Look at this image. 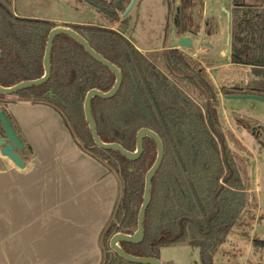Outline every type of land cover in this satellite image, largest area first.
Listing matches in <instances>:
<instances>
[{
  "label": "trees",
  "instance_id": "1",
  "mask_svg": "<svg viewBox=\"0 0 264 264\" xmlns=\"http://www.w3.org/2000/svg\"><path fill=\"white\" fill-rule=\"evenodd\" d=\"M89 1L107 4L105 0ZM127 1L121 0L123 5ZM185 3L190 6L188 0ZM260 9L233 8L231 46L242 59L264 54V8ZM112 16L119 20L117 11ZM56 26L51 21L19 18L0 2V86L12 87L44 76L45 48ZM64 26L86 36L91 47L123 74L115 97L92 100L101 141L135 152L137 133L147 127L159 135L164 145V160L152 181L151 201L144 219V241L120 246L130 255L157 259L165 247L196 246L201 264H215L217 250L234 235L249 238V230L257 220L256 204L250 202L246 188H234V180L229 178L232 166L225 156L218 119L210 110L205 113L196 106L122 33L92 24ZM184 32L177 31L180 35ZM233 60L239 62L238 57ZM163 61L175 78L187 79L208 100L216 98L204 68L192 58L174 48L165 50ZM51 64V77L46 84L25 89L16 96L54 109L80 148L118 177L119 201L101 236L108 250L103 264H134L112 252L109 241L114 234L133 235L137 230L145 177L157 158L156 143L146 137L144 152L137 161L98 148L85 120L83 104L91 89L110 91L116 76L66 35L54 39ZM254 71L263 80L251 82L249 88L264 93V69Z\"/></svg>",
  "mask_w": 264,
  "mask_h": 264
},
{
  "label": "rangeland",
  "instance_id": "2",
  "mask_svg": "<svg viewBox=\"0 0 264 264\" xmlns=\"http://www.w3.org/2000/svg\"><path fill=\"white\" fill-rule=\"evenodd\" d=\"M7 1L22 18L27 19L56 22L69 17V14L71 17H76V15H95L99 12L102 17H98L100 18L98 23L112 21L105 12L86 5L88 3L85 0ZM169 1L172 8L171 14L174 16L180 0ZM191 1L195 5V8H192V15L195 16L198 1ZM244 2L264 6V0H244ZM76 6L89 12L83 9L76 11L78 9ZM231 7L232 0H203L201 26L197 36L194 37V45L201 51L202 61L204 64L206 62L204 66L208 68L207 78L210 79L217 93L213 101L202 95L188 80L175 78L164 65L163 54L172 45L176 46L177 36L173 18L168 17L167 0H136L126 16L119 14V29L123 30L122 34L129 40L141 45L143 49L151 50L146 51L147 54L144 55L172 79L196 106L205 113L210 110L212 115L218 119L223 133L225 156L232 166H230L229 178L234 180H231L234 182L233 187L246 188L250 202L256 204L257 220L249 230V238L232 236L215 253V264H264V102L250 99H226L220 92L222 87L229 90L231 86L244 87L249 82L257 80L252 76V68L232 64L227 61V54H224L227 47L228 27V17L224 9H231ZM5 101L14 103L21 100L13 95L5 96ZM11 113L21 127L22 135L26 143L31 146L33 153L31 142L35 139V131H31L30 134L25 133L23 124L37 123V118L41 119V116L25 115L18 110H11ZM117 180L119 182L118 177ZM10 182L14 183L12 176L11 179L8 176L0 177V188H8ZM221 182L224 184V180ZM120 189L119 182V196L115 206L119 201ZM101 247L105 258L108 250L103 246V242H101ZM160 260L164 264H201L199 248L189 245L162 248Z\"/></svg>",
  "mask_w": 264,
  "mask_h": 264
},
{
  "label": "crops",
  "instance_id": "3",
  "mask_svg": "<svg viewBox=\"0 0 264 264\" xmlns=\"http://www.w3.org/2000/svg\"><path fill=\"white\" fill-rule=\"evenodd\" d=\"M0 2L22 18L7 0ZM68 16L54 23L100 25L123 33L115 19L98 23L99 12ZM178 38L168 49L179 48ZM130 41L143 54L151 51ZM10 109L41 119L23 124L25 133L35 131L34 152L23 169L9 168L14 183L0 188V264H103L101 236L119 196L117 177L80 148L49 106L19 101Z\"/></svg>",
  "mask_w": 264,
  "mask_h": 264
},
{
  "label": "water",
  "instance_id": "4",
  "mask_svg": "<svg viewBox=\"0 0 264 264\" xmlns=\"http://www.w3.org/2000/svg\"><path fill=\"white\" fill-rule=\"evenodd\" d=\"M85 1L89 4H91L92 6L96 7V8L105 9L103 7L98 6L97 4L90 2L89 0H85ZM135 2H136V0L130 1L128 7L123 12V16H126L129 13V11L134 6ZM117 5H118V9L121 10L122 7L119 5V2L117 3ZM227 15L229 17V12H227ZM59 35L69 36V37L73 38L74 40H76L77 42H79L94 60H96L100 64L107 67L116 76L115 85L113 86V88L110 91L101 92V91H98L96 89H91L90 91H88V93L85 97V100H84V104H83L84 116H85V120L88 124V127L92 133V137H93V141H94L95 145L98 148H100L101 150L119 152L124 157H126L128 160L137 161L141 158V156L144 152V139L146 137L153 139L154 142L156 143L157 151H158L157 152V158H156L153 166L147 172L146 177H145L143 204L141 206V209H140V212L138 215L137 230L133 235H126V234H122V233L114 234L109 241V246H110V249L112 252L117 254L121 259H123L127 262H130V263H134V264H164L160 259H157V258L136 257L133 255H130L120 246V243L140 244L144 241V238H145L144 219H145V215H146L147 209H148L150 201H151L150 192H151V187H152V181H153L154 177L156 176L158 170L160 169V167L163 163L164 154H165L164 153V145H163L161 138L159 137V135L155 131H153L147 127L141 128L137 133L135 152L128 151L122 145L117 144V143H104L99 138L96 122H95L93 114H92V100L94 98H101L103 100H109V99H112L113 97H115L117 95V93L119 92L121 85H122V82H123L122 71L116 65L112 64L110 61H108L107 59L102 57L97 51H95L91 47L86 36L81 35L80 33H78L77 31H75L74 29H72L70 27H67L64 25H58L51 30V32L48 36L47 45L45 48L44 59H43L44 76L39 78V79H36V80H30L27 82L19 83L15 86H12V87L0 86V95L13 96V95H16L19 92L25 90V89H29L33 86H40V85L46 84L49 81V79L51 77V70H52L51 51L53 48L54 39ZM176 37H179L177 40V44L180 47H183V48L191 47V45H192V39L191 38L183 37L182 34H181V36H180V34L179 35L177 34ZM1 57H2V51L0 50V60H1ZM135 92L137 93V90ZM227 98L228 99L229 98L230 99H250V100L264 102V96L255 95V94H234V95L227 96ZM143 109H144L145 113L147 114V116H149V114L147 113L144 106H143ZM0 118H1V120H3L5 122L7 129H8V132H9V137H10L9 138L10 145H8L3 150V154L7 155L9 157V159L16 166L23 168L24 167L23 161H21L19 159V157L17 155H15L12 151L15 148V146L18 145L17 144V138L15 137V134L13 133L12 129L9 127L7 120L5 119V117H3L1 112H0Z\"/></svg>",
  "mask_w": 264,
  "mask_h": 264
},
{
  "label": "flooded vegetation",
  "instance_id": "5",
  "mask_svg": "<svg viewBox=\"0 0 264 264\" xmlns=\"http://www.w3.org/2000/svg\"><path fill=\"white\" fill-rule=\"evenodd\" d=\"M130 1L131 0H128L127 1V5L125 6V5L122 4L121 0H105V2L107 3L106 5H98L100 7L105 8V9H102V8H100V9L97 8V9L99 11L105 12V14H108L111 18H113L112 13H114L115 11L118 12V16H119L120 13H121V15H123V12L126 10V8L129 5ZM185 1L187 2V0H180L179 6L176 7L175 14H174V16H172V14H171V10H172L171 3H170L169 0H167L168 17L169 18H171V17L173 18V22H174L175 27H176V33H177V31L179 29H183L185 31L183 33V35L185 34V36H183V37H189L191 39L192 38L194 39V37L197 36V34H198L199 30H200V26H201L200 25L201 24V17L200 16H202L201 7H203V0L202 1L201 0H197L198 1V9H197V12H196L197 14L195 16L192 15V13H193L192 12V8L193 7L195 8V5H193V1L188 0L190 6L187 5L185 3ZM118 2H119V5L122 7L121 10L118 9V5H117ZM258 6H259V8H261L263 10L264 6H262L261 4L245 3L244 0H242L239 3H235L234 0H232L231 9H227V10L224 9L226 14H227V12H229V17L227 15V17H228V27H227V36H226V39H227V45L226 46L227 47H226V50L224 51V54H227L228 58H226V56H225V58L227 59V61H229L232 64L245 65V66H249L250 68H252V72H253L252 76L256 77V79H257L256 81L263 80V77L257 76L255 74L254 70L255 69H264V54L256 53V54H254L251 57H248V58L245 57L244 59H242V57L237 56L233 52L232 46H231V18H232V15H233V8H235V7H250V8H254V7H258ZM116 21H119V20H116ZM197 27H198V29H197ZM177 49H179L185 55H187L188 57L192 58L194 61L199 63L204 68L205 74H206V77H207L208 68L206 69V67L204 66L206 64V62L204 64V62L202 61L203 59H202V57L200 55L201 51L198 50L195 47L193 41H192L191 47L183 48V47L179 46V48H177ZM189 52L191 54H193L194 56L190 55ZM197 57H199V58H197ZM234 57H238L239 62H235L233 60ZM207 79L210 82V79L209 78H207ZM184 80H187V79L184 78ZM249 84H250V82L248 84H246L247 86H244V87L231 86V88L229 90L226 87H222L221 91L220 90L219 91L221 92V95L224 94V98H226V99H227V96L234 95V94H255V95L264 96V93L261 92L260 90L254 89V88H251V87L249 88ZM210 85L213 87L211 82H210ZM197 90L202 95H204L203 92L200 89H197ZM225 91H227V92H225ZM21 101L27 102V101H24V100H21ZM10 106H11L10 101H5V98H0V112L2 113L3 117H5V119L7 120L9 127L12 129L13 133L15 134V137L17 138V144L18 145H16L15 148L12 151H13V153L15 155H17L19 157V159L21 161H23L24 167H25V165H26L25 164V158H26L27 155H32V150H31V146L28 143H26V141H25V139H24V137L22 135V132H21V127L19 126L18 122H16L15 117L11 113ZM9 138L10 137H9V132H8L7 126H6L5 122L3 120H1V118H0V177L8 176L9 168H11V167L14 170H19V169H23L24 168V167L20 168V167L16 166L9 159V157L7 155L3 154V150L8 145H10Z\"/></svg>",
  "mask_w": 264,
  "mask_h": 264
}]
</instances>
